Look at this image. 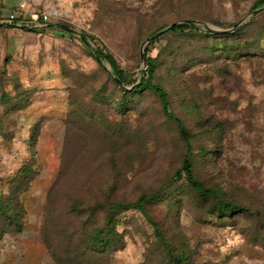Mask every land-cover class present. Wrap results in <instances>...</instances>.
<instances>
[{
    "label": "rangeland",
    "instance_id": "rangeland-1",
    "mask_svg": "<svg viewBox=\"0 0 264 264\" xmlns=\"http://www.w3.org/2000/svg\"><path fill=\"white\" fill-rule=\"evenodd\" d=\"M257 1L0 0V194L30 160L35 173L21 196L24 229L2 238L0 264H56L44 228L49 192L64 169L55 230L69 233L87 222L81 233H90L115 216L124 247L107 264H167L166 242L182 240L194 264H264V5L252 9ZM21 3L75 34L7 26ZM184 20L198 31L159 34ZM95 47L135 84L146 67L140 51L149 47L153 83L183 121L194 175L213 196L201 198L183 178L173 179L186 155L176 124L155 94L133 96L132 85L120 87L109 64L91 56ZM145 194L157 198L146 211L166 241L139 211L107 208ZM80 201L97 206L95 214L65 217ZM220 202L246 211L221 215Z\"/></svg>",
    "mask_w": 264,
    "mask_h": 264
},
{
    "label": "trees",
    "instance_id": "trees-1",
    "mask_svg": "<svg viewBox=\"0 0 264 264\" xmlns=\"http://www.w3.org/2000/svg\"><path fill=\"white\" fill-rule=\"evenodd\" d=\"M263 5L264 0H259L253 5L252 9L260 8ZM17 24L18 23H14L7 26L15 27ZM47 25L49 26L46 27L52 28L54 30L73 33V31L66 25ZM22 28L32 29L30 27L23 26ZM187 29H195L198 31V28L194 24H179L174 28L169 29L167 32H183ZM211 33L207 35H212ZM79 39L82 40L86 45L88 44L84 35H79ZM155 40L156 39H153V41ZM148 49L149 47L145 48L144 50L147 68L146 72L142 74L140 82L135 86H133L135 82H131L129 80L128 74L118 66L111 54L105 52L100 47H95L91 51V56L98 64H100L102 61H106L109 64L112 72L123 85H132L133 87L129 91V94L138 96L143 92L148 91L157 96L161 106V113L176 124V127L186 149V155L182 161L180 168L175 172L173 179L178 180L183 178L187 182V185L191 189L196 191V193L201 198L213 196L216 192L212 189H205L203 184H201L194 175L193 164L189 158L191 152V137L188 131L185 129L183 121L171 112L168 95L165 92L164 88L159 83H153L155 60L146 57ZM192 106L194 107L192 110L196 111V105L193 104ZM36 135L37 134L35 133L31 136V146H33L36 142ZM63 161L69 163L68 157ZM33 163L34 161L30 160L27 164L23 165L19 169L17 175L10 182L7 188V193L0 194V241L5 235L19 234L24 229L26 211L24 209L21 196L30 188V183L32 182L31 180L34 178L35 173ZM67 174L68 169H64L61 174L59 173V176L57 178L58 180L56 182L59 183V181H62V178L66 177ZM57 183H55V186L51 188L49 192L44 228L45 245L52 260L56 264H95V257L101 256L102 259L101 263L99 264H107L109 255L114 253L113 251L121 250L124 247L122 234H120L116 228L117 223L115 220V216H107L102 227L93 230L90 233H81V230H83V228L88 225L87 222H83L81 224H77L78 227L73 228L74 230H71L69 233L62 232L61 234H59L57 230H55L58 219L55 216L54 212V205L56 204L57 194L55 188L56 185H58ZM156 199L157 198L153 196V194H145L139 196L134 202L112 203L109 204L107 208L109 211L113 210L117 212L126 211L129 209H135L139 211L152 226L155 236L166 241V237L160 229L159 224L156 221L151 220L146 211V206L152 204V202L156 201ZM80 203L81 207L78 203H75V205L72 206H67L65 208V217H69V215H72V212L76 213V211L78 210V213L73 214V216L80 218V214L83 212L82 210H85L84 212H87L85 216H87L88 213L95 214L98 208L96 206V208L93 209L91 208L90 204L86 205L82 201H80ZM218 209L221 215L242 213L246 211L245 208L237 207L227 202H220L218 205ZM166 246L167 255L166 260L164 261H167V264H194L191 261L190 255L186 251L188 250V247H186L184 240H182L181 243L176 246L166 242ZM61 255L64 256L65 259H62Z\"/></svg>",
    "mask_w": 264,
    "mask_h": 264
},
{
    "label": "built area",
    "instance_id": "built-area-1",
    "mask_svg": "<svg viewBox=\"0 0 264 264\" xmlns=\"http://www.w3.org/2000/svg\"><path fill=\"white\" fill-rule=\"evenodd\" d=\"M48 15L36 10H29L24 3L18 5L15 10H11L4 22L7 24L18 23L17 25L30 28H45Z\"/></svg>",
    "mask_w": 264,
    "mask_h": 264
},
{
    "label": "water",
    "instance_id": "water-1",
    "mask_svg": "<svg viewBox=\"0 0 264 264\" xmlns=\"http://www.w3.org/2000/svg\"><path fill=\"white\" fill-rule=\"evenodd\" d=\"M258 12H260V10H259V11H254L252 14H254V13L257 14ZM179 24H194V21H192V20H184V21H181V22L172 23L171 25H169L168 27H166L164 30H162L159 34L165 32L166 30L168 31L169 29L174 28L176 25H179ZM16 26H18V27H22V26H20V25H16ZM16 26H15V27H16ZM46 26H49V25L46 24L45 27H46ZM207 31H208V32H212V33H225V32H227V31H225V30H220V29L215 28V27H210V28L207 29ZM153 39H154V37H153ZM150 40H151V38L147 39L146 43H148ZM143 49H144V47H142V49H141V51H140V61H141V64L145 66V56H144V51H143ZM146 69H147V68L145 67V68H144V72H142L141 75H142L143 73L146 72ZM110 72H111V74H112L114 80L117 82V84H118L120 87H124V85H123V84L121 83V81L115 76V74L112 72V70H110ZM138 83H139V82H137L135 85H137ZM135 85H133V86H135ZM133 86H132V87H133Z\"/></svg>",
    "mask_w": 264,
    "mask_h": 264
}]
</instances>
